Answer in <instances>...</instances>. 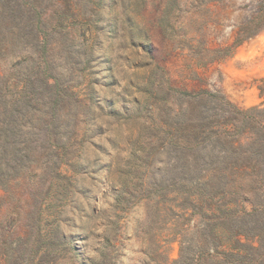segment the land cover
Returning <instances> with one entry per match:
<instances>
[{"label": "trees", "instance_id": "obj_1", "mask_svg": "<svg viewBox=\"0 0 264 264\" xmlns=\"http://www.w3.org/2000/svg\"><path fill=\"white\" fill-rule=\"evenodd\" d=\"M119 1L114 0L117 5ZM132 1L136 15V0ZM103 8L105 0H0V256L7 264H114L120 242L117 227L123 218L126 225L129 209L141 200L154 197L158 203V198L175 193L190 206L183 214L191 210L201 224L191 238L181 237L176 260L168 258L169 239L152 224L155 220L140 228L134 225L140 264H264V125L245 119L259 116L264 122V107H234L243 128L228 127L210 120L204 97L212 95L207 93L198 100L189 95L188 108L161 120L158 139L170 144L171 153L167 183L147 186L144 181L154 148L145 155L133 150L115 167L109 210L102 217L94 252L86 251L90 218L102 210L95 213L93 204L87 205L89 213L85 211L86 204L75 197L79 188L75 175L86 161L81 155L84 142L101 127L95 107L102 105L94 95L92 74L103 33L126 42L128 56L139 58V51L145 55V65L150 66L147 81L153 83L164 75L133 15L126 17L117 10L107 18L110 11L104 13ZM261 22L264 0L247 22L253 30L213 49L214 59L232 56L257 33ZM109 46L105 51H110ZM23 47L31 49L30 56L17 54ZM61 56L70 59L72 71L82 66L77 76L82 77L79 85H85L77 91L51 64ZM111 56L106 57L108 63ZM2 63H7V71ZM261 82L258 89L264 100V79ZM150 92L156 94V103L168 94L161 88L160 93ZM146 103L137 102L135 111ZM159 110L167 112L160 105ZM111 112L119 116L122 107ZM257 126L262 131L254 130ZM239 130L253 135L233 138ZM246 204L251 205L249 210ZM66 207L72 211L83 207L88 216L75 222Z\"/></svg>", "mask_w": 264, "mask_h": 264}, {"label": "rangeland", "instance_id": "obj_2", "mask_svg": "<svg viewBox=\"0 0 264 264\" xmlns=\"http://www.w3.org/2000/svg\"><path fill=\"white\" fill-rule=\"evenodd\" d=\"M261 1L136 0L138 14L135 15L132 0H120L119 5L114 0H105V11H110L107 18L117 10L123 11L126 17L133 15L143 34L145 32L148 36L151 54L158 65L163 67L164 75L153 83L147 81L150 66L145 65V55L139 51L141 58L128 56L130 47L126 42L119 43L118 37L103 33L102 44L96 46L92 74L94 95L102 105V108L99 105L95 107V119L101 123V127L92 139L84 142L81 155L86 161L81 172L75 175L79 186L75 197L82 201L81 205L86 204L85 211L89 213L87 205L93 204L95 213L102 210V214L90 218L91 234L86 245V251L90 254L94 252L95 240L102 229V217L106 215L111 203L110 181L116 175L114 169L126 160L131 151L137 150L145 155L146 150H157L147 161L150 165L144 177L147 186L169 181L170 144L167 141L161 144L158 130L162 125L161 120L173 118L180 108H188L189 95L195 100L203 97L204 93L212 95L204 97L207 99L205 111L210 120L227 123L228 127L234 125L243 128L242 117L234 112V107H264L258 89L264 79V70H261L264 69V22L255 29L257 33L254 36L236 48L232 56L215 60V54L211 52L230 44L235 35H244L253 30L247 22L256 14ZM106 45H110V51H105ZM30 51V48L23 47L17 54L30 56ZM108 54H112L109 63L106 58ZM69 61L65 56L54 57L51 64L63 81L74 86L73 90L77 91L85 85H79L82 77L77 76L82 66L72 71ZM1 68L7 71V63H2ZM160 88L168 94L164 101L157 100L156 103L154 100L157 96L150 91L157 90L160 93ZM143 100H147L146 106L135 111L137 102L142 103ZM159 105L165 107L167 112L159 110ZM120 107L123 111L121 115H113L111 108ZM245 119L249 123L253 121L264 125L259 116H254L252 120ZM163 127L167 129V125ZM257 129L262 131L259 126L254 130ZM251 135L247 130L243 133L239 130L233 138L242 140ZM204 145L210 147L207 141ZM179 197L175 193H167L158 198V203L152 197L150 200L139 201L129 209L130 217L126 219V225L125 218L119 221V251L113 254L114 264L141 263L140 241L133 235L134 225L140 228L153 220L155 222L152 224L161 227V234L169 239L168 258L178 259L181 237L191 238L201 224L198 214L191 210L183 214L182 211L190 206L183 202L182 196ZM66 208L75 222L88 216L83 207H75L74 211ZM250 208L251 205L246 204V209ZM66 229L75 231V228L68 225ZM0 264H7L1 256Z\"/></svg>", "mask_w": 264, "mask_h": 264}, {"label": "water", "instance_id": "obj_3", "mask_svg": "<svg viewBox=\"0 0 264 264\" xmlns=\"http://www.w3.org/2000/svg\"><path fill=\"white\" fill-rule=\"evenodd\" d=\"M98 199H99V197H98ZM117 229H120L119 225H118Z\"/></svg>", "mask_w": 264, "mask_h": 264}, {"label": "crops", "instance_id": "obj_4", "mask_svg": "<svg viewBox=\"0 0 264 264\" xmlns=\"http://www.w3.org/2000/svg\"><path fill=\"white\" fill-rule=\"evenodd\" d=\"M261 70H264L263 68H261Z\"/></svg>", "mask_w": 264, "mask_h": 264}]
</instances>
